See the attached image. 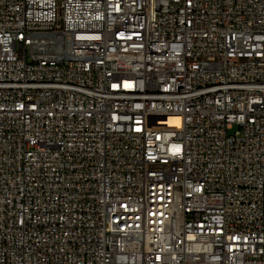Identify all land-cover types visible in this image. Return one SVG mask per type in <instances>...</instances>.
<instances>
[{
  "label": "built area",
  "instance_id": "obj_1",
  "mask_svg": "<svg viewBox=\"0 0 264 264\" xmlns=\"http://www.w3.org/2000/svg\"><path fill=\"white\" fill-rule=\"evenodd\" d=\"M0 264H264V0H0Z\"/></svg>",
  "mask_w": 264,
  "mask_h": 264
}]
</instances>
